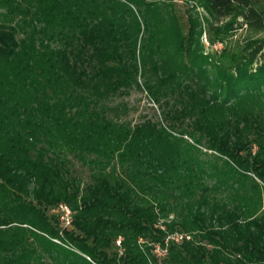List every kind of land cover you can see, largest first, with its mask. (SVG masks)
Segmentation results:
<instances>
[{"label": "trees", "instance_id": "trees-1", "mask_svg": "<svg viewBox=\"0 0 264 264\" xmlns=\"http://www.w3.org/2000/svg\"><path fill=\"white\" fill-rule=\"evenodd\" d=\"M176 1L210 42L264 27V0H0V264H264V39L204 53Z\"/></svg>", "mask_w": 264, "mask_h": 264}, {"label": "rangeland", "instance_id": "rangeland-1", "mask_svg": "<svg viewBox=\"0 0 264 264\" xmlns=\"http://www.w3.org/2000/svg\"><path fill=\"white\" fill-rule=\"evenodd\" d=\"M174 3L176 13L182 24L185 23V18L187 17L186 13H189L196 19V24H198L196 29H200L198 39L203 47L204 53L215 54L216 51L219 52L220 50L231 51L241 46L248 38L264 39V27L257 31L248 30L243 27L222 41L215 39L210 42L209 37L212 36V34L209 33L207 22L211 20L207 16V13L200 6L190 1H176ZM115 101H122L126 104L127 111L122 115V118L129 120L131 124L140 121L145 117L161 122L160 118L162 115L160 113V108H157L156 104L152 103L144 91L131 89L127 94L122 95L121 97H116ZM262 193L264 195V192ZM262 205L264 207V202Z\"/></svg>", "mask_w": 264, "mask_h": 264}, {"label": "built area", "instance_id": "built-area-1", "mask_svg": "<svg viewBox=\"0 0 264 264\" xmlns=\"http://www.w3.org/2000/svg\"><path fill=\"white\" fill-rule=\"evenodd\" d=\"M205 40V38L203 37ZM55 213L58 215V219L63 224V226H67L70 223V211L69 209L64 205H59L55 209Z\"/></svg>", "mask_w": 264, "mask_h": 264}]
</instances>
